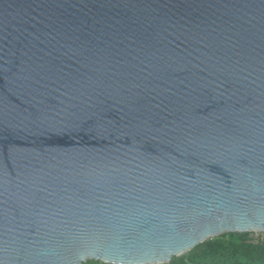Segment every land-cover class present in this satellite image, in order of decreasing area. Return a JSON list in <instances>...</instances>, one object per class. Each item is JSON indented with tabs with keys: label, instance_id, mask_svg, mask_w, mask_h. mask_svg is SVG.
<instances>
[{
	"label": "water",
	"instance_id": "water-1",
	"mask_svg": "<svg viewBox=\"0 0 264 264\" xmlns=\"http://www.w3.org/2000/svg\"><path fill=\"white\" fill-rule=\"evenodd\" d=\"M234 232H264V0H0V264Z\"/></svg>",
	"mask_w": 264,
	"mask_h": 264
},
{
	"label": "trees",
	"instance_id": "trees-1",
	"mask_svg": "<svg viewBox=\"0 0 264 264\" xmlns=\"http://www.w3.org/2000/svg\"><path fill=\"white\" fill-rule=\"evenodd\" d=\"M83 264H109L88 260ZM164 264H264V232L226 233Z\"/></svg>",
	"mask_w": 264,
	"mask_h": 264
}]
</instances>
